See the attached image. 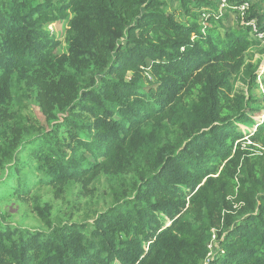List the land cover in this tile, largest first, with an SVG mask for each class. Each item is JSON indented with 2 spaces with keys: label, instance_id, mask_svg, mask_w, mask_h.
<instances>
[{
  "label": "trees",
  "instance_id": "trees-1",
  "mask_svg": "<svg viewBox=\"0 0 264 264\" xmlns=\"http://www.w3.org/2000/svg\"><path fill=\"white\" fill-rule=\"evenodd\" d=\"M176 1L178 18L163 0H0V202L112 183L90 222L50 219L38 196L42 229L0 219V264H205L212 229V264H264V117L243 60L264 0H229L249 7L223 33L210 0ZM69 17L71 55L54 58L46 28ZM29 95L52 130L18 115ZM239 124L262 148H240Z\"/></svg>",
  "mask_w": 264,
  "mask_h": 264
},
{
  "label": "rangeland",
  "instance_id": "rangeland-1",
  "mask_svg": "<svg viewBox=\"0 0 264 264\" xmlns=\"http://www.w3.org/2000/svg\"><path fill=\"white\" fill-rule=\"evenodd\" d=\"M39 1L41 2L42 0ZM163 1L166 3V7L164 8L166 13L171 15L173 14L178 18L181 13L179 3L176 0ZM226 1V4L228 5L229 0ZM250 1L255 2L257 0ZM210 2L216 6L215 16L221 24L218 32L223 33L225 29H232L239 32L243 29L242 23L244 20L240 14L233 11H227V6H225L226 9H221L218 0H210ZM69 20L70 17L67 19L56 20L46 28L47 34L53 39L57 40L59 43L52 54L54 58L61 56L69 57L71 55L70 44L66 40V32L68 30ZM250 35L251 34H249V36ZM243 60L244 64H253L258 66L256 70L257 85L252 92L255 105L252 106L258 107L260 111L256 112L255 114L250 113V116L256 123H258L259 121H262V118L264 117V44L257 43L256 45L252 46L244 53ZM139 69L142 70L143 68L140 66ZM131 77L132 73L128 71L126 73L125 80L129 81ZM142 77L145 84H147V79L152 80L146 70L142 73ZM230 80H232V78ZM235 88L237 91L242 89L245 90L244 85H242L240 82H236ZM22 104L23 107L21 110H16L18 108L15 105L12 110L17 111L18 115L21 117V119H23L25 124L32 125L35 128L33 131L34 135L52 130L55 125V120L49 121L45 118L33 95H29L27 99H24ZM239 125V129L245 133V137L240 140L242 142L240 148L246 150L247 147H249L247 145H253L256 148H262L259 143L253 142L250 138V135L253 134L254 130H256V127H249L247 129L242 124ZM64 136V133L60 131L58 134V139L62 140ZM4 168L5 166L0 167V182L6 178V174H3L2 172ZM111 184L112 183L108 182L104 176H101L96 181L85 185L86 187L84 188L76 183H69L61 196L54 195L51 188H45L41 186L34 188L32 194L27 196L28 199L24 198L26 201H21L15 197H5L2 198V201L0 202V219H2L5 224L10 223L12 225H19L24 228L36 230L42 229L43 224L37 214L34 212L31 202L29 201L31 198L38 196L41 199V205H44L45 203L49 204L50 219L70 222H90L95 214L104 211L110 206L112 199L109 196L108 190ZM211 232H215V229H212ZM215 234L217 237V230ZM218 244L219 242L215 241L214 246L218 248ZM216 250L217 249L213 248L212 256L215 255Z\"/></svg>",
  "mask_w": 264,
  "mask_h": 264
},
{
  "label": "built area",
  "instance_id": "built-area-1",
  "mask_svg": "<svg viewBox=\"0 0 264 264\" xmlns=\"http://www.w3.org/2000/svg\"><path fill=\"white\" fill-rule=\"evenodd\" d=\"M219 1V6L222 8H225V6H227V2L226 0H218ZM248 3H243L241 4L237 9L238 11L240 12V15L243 17L245 12L248 10ZM249 26H251L252 28V34L253 36L255 37V39L257 41H259L260 43L264 44V31H260L258 30L257 26H256V22L255 21H251L249 24ZM216 240V235H215V232H213L212 236H211V242L210 244L208 245V254H207V258H206V261H205V264H212V260L214 259V257L216 256V253L218 251V248H216L214 246V243H215ZM213 248L217 249L215 251V255H213Z\"/></svg>",
  "mask_w": 264,
  "mask_h": 264
}]
</instances>
